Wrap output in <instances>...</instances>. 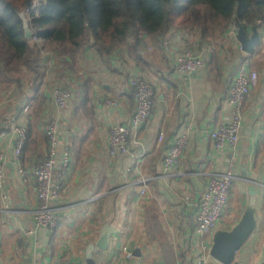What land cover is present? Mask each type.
Instances as JSON below:
<instances>
[{
    "label": "crops",
    "instance_id": "obj_1",
    "mask_svg": "<svg viewBox=\"0 0 264 264\" xmlns=\"http://www.w3.org/2000/svg\"><path fill=\"white\" fill-rule=\"evenodd\" d=\"M239 27L232 21L203 38L198 27L170 26L140 39L129 36L109 53L92 43V33L73 54L27 40L37 68L21 65L0 73V152L8 158V197L0 198V264H198L205 249L210 252L215 232L239 222L252 186L257 228L232 264H255L264 247V20L244 29L248 37L255 27L259 33L251 52L242 48ZM185 53L201 54L205 62L190 77L175 71L177 57ZM246 60L259 78L246 97L240 139L235 148H218L210 133L231 119L229 88ZM133 76L154 86L157 103L149 120L131 129L130 152L114 156L108 148L110 129L131 126L136 110ZM56 87L72 91L65 107L54 102ZM107 99L117 104L105 106ZM14 120L28 128L20 160L11 138L1 134ZM52 120L58 122V160L69 147L71 163L53 202L57 226L36 228L37 185L19 169L29 171L47 156L45 130ZM182 133L188 134L185 151L162 176L165 155ZM229 169L237 176L229 204L216 230L201 237L197 209L209 175ZM106 227L110 244L98 248ZM28 228L35 232L26 235ZM207 264L223 263L211 256Z\"/></svg>",
    "mask_w": 264,
    "mask_h": 264
},
{
    "label": "trees",
    "instance_id": "obj_2",
    "mask_svg": "<svg viewBox=\"0 0 264 264\" xmlns=\"http://www.w3.org/2000/svg\"><path fill=\"white\" fill-rule=\"evenodd\" d=\"M32 19L44 47L73 54L89 43L109 53L129 36L177 28L198 27L206 38L232 21L244 29L264 20V0H40ZM35 0H0V73L24 66L37 68L25 36L22 12Z\"/></svg>",
    "mask_w": 264,
    "mask_h": 264
},
{
    "label": "built area",
    "instance_id": "obj_3",
    "mask_svg": "<svg viewBox=\"0 0 264 264\" xmlns=\"http://www.w3.org/2000/svg\"><path fill=\"white\" fill-rule=\"evenodd\" d=\"M42 4L40 0H35L31 7L26 8L22 14L27 18L33 32L32 40L40 42V30L32 25V19L38 16ZM205 62L201 54L185 53L180 54L176 59L175 71L183 77H190L193 73L204 66ZM258 73L249 69V61L246 60L237 68L236 76L230 85L228 102L231 106L232 116L229 122L221 124L210 133L218 148L230 146L235 148L240 139L244 106L248 93L258 82ZM130 86L134 90L136 98V110L132 118L131 126L124 124L113 125L110 129L108 148L111 155H120L130 152L128 139L131 129H140L150 118V115L157 103L156 91L154 86L141 76L130 78ZM72 91L64 87H56L53 93L55 104L62 108L65 107L72 97ZM117 102L107 99L104 105H115ZM26 107L25 110H28ZM48 140L47 156L35 165L31 170L19 169L22 174H31L37 185V207L34 210V221L36 228H54L59 221L57 208L54 201L59 198L64 187L65 179L71 163V152L69 147L62 151V158L58 160L59 131L58 122L52 120L46 127ZM3 136L11 138L14 145V156L20 160L25 147L28 128L25 124L14 120L8 123L6 129L1 133ZM164 132L159 133V141H162ZM188 134L177 135L173 144L168 149L164 161L162 176L170 174L181 159L186 145ZM58 161L60 165L57 168ZM8 158L6 154L0 152V198L6 200L8 193L6 190V168ZM237 178L232 169L225 172H212L209 175L207 189L203 198L198 203L197 227L196 231L201 237L213 233L225 212L230 199L233 182ZM145 183L146 179H142ZM35 229L25 230L26 235H32ZM211 257L210 252L205 249L204 255L198 260V264H207ZM75 264V263H63Z\"/></svg>",
    "mask_w": 264,
    "mask_h": 264
},
{
    "label": "water",
    "instance_id": "obj_4",
    "mask_svg": "<svg viewBox=\"0 0 264 264\" xmlns=\"http://www.w3.org/2000/svg\"><path fill=\"white\" fill-rule=\"evenodd\" d=\"M21 16L24 20L26 40H30L33 36L31 25L24 14H21ZM238 37L242 44V48L247 52H251L254 45L259 40V33L255 27L253 35L248 37L244 27L240 26ZM91 41L92 43H95V37L93 34H91ZM250 193L252 199L239 222L231 230H217L214 234L212 246L210 248V255L223 264H232L234 262L236 252L247 242L257 228L258 212L256 208L255 186L250 188ZM110 235V229L108 227L104 228L101 239L97 244L98 248L106 249L109 246ZM89 264H94V262L91 261ZM255 264H264V247Z\"/></svg>",
    "mask_w": 264,
    "mask_h": 264
}]
</instances>
